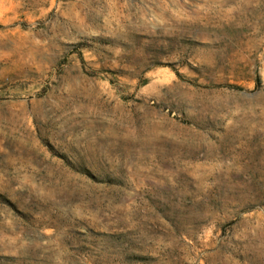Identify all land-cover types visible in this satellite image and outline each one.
<instances>
[{"label": "rangeland", "instance_id": "1", "mask_svg": "<svg viewBox=\"0 0 264 264\" xmlns=\"http://www.w3.org/2000/svg\"><path fill=\"white\" fill-rule=\"evenodd\" d=\"M0 264H264V0H0Z\"/></svg>", "mask_w": 264, "mask_h": 264}]
</instances>
